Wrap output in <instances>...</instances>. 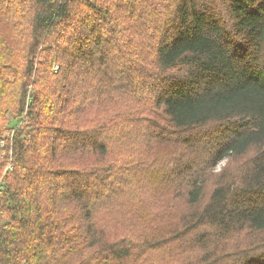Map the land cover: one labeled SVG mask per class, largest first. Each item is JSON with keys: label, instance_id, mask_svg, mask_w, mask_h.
Wrapping results in <instances>:
<instances>
[{"label": "trees", "instance_id": "trees-1", "mask_svg": "<svg viewBox=\"0 0 264 264\" xmlns=\"http://www.w3.org/2000/svg\"><path fill=\"white\" fill-rule=\"evenodd\" d=\"M0 35V264H264V0H0Z\"/></svg>", "mask_w": 264, "mask_h": 264}, {"label": "rangeland", "instance_id": "rangeland-1", "mask_svg": "<svg viewBox=\"0 0 264 264\" xmlns=\"http://www.w3.org/2000/svg\"><path fill=\"white\" fill-rule=\"evenodd\" d=\"M205 1L208 2V0H205ZM60 29L62 30V28H60ZM11 41H12V39H11ZM0 46L4 50H7V48H8L7 39L3 35H0ZM0 52H3V51L0 50ZM3 53H5V52H3ZM10 58L13 61V63H15L17 65H20L23 62H25V60L24 59L22 60L20 58V55L17 54V51H15L14 56L13 57L10 56ZM70 58L72 59L73 62H76V63L78 62V61H76V57H71L70 56ZM56 67H58V69H59V65L58 64H54L53 66H51L52 69H55ZM46 69L48 70V67ZM46 69L44 67L40 68V70H42L40 72V76H36V79L38 81H43V80L46 79V76H47V74H46L47 70ZM9 72H10V84H11V87L10 88L6 87L4 89L5 94H4L3 98H2L3 101L0 104V108H1V111H0V125H2V126H5V123H6L7 119L12 118V116L16 113L15 111H16V109L18 107V104H19V99H17V91L20 88L21 75H20V72H14L10 68H9ZM139 75L143 78V75H141V74H139ZM79 78H80V76H79ZM32 80H33V77H32ZM57 83L59 85L61 84V83H59V81H57ZM59 102H57V103H59ZM120 105L125 106V105H127V102H120L119 106ZM108 111H109V108H107V107L104 108V110L101 108V111L95 112L97 114L94 113L92 116H90V118L94 119L96 121L105 120V116L107 115ZM4 132L5 133H4V136H3V140H4L3 145L5 144V140L7 138H11L12 135L14 134V131L13 130L10 131L9 129H6ZM207 147L208 146H204L202 148H207ZM4 153L7 154L6 151H4ZM254 153H255V150L251 149L250 151H248L247 153L245 152V154H243L241 156L226 157L225 159L220 160L218 162V165L216 167H214L213 169L208 170V172L206 170V172L208 173V178H209L207 191L210 192L213 189L212 183L215 180H217V177H218L219 174H223L224 178L228 177L229 179H232V177L235 175L236 179H234V181L238 182V180L240 179L242 174L245 172V169L250 166L251 159L253 158L252 156L254 155ZM207 156H208V154L206 153L201 158L204 159ZM180 160L183 162L182 159H180ZM11 161L9 162V164H7L5 166L6 169L4 168V170L2 172H0V179L3 178V177L1 178V176L5 173V171L7 169H9V168L12 169V167H10ZM213 174H215L216 177L213 178V179H210V175H213ZM122 180L120 181V184H118L117 182H116V184L119 185V186H121L123 184L125 185V181L124 180L122 181ZM99 199L100 198H97L96 201L103 200V199H100V200ZM183 210H184V204H183L182 201H179L177 208L174 209V210H170L169 213L171 215H169L168 217L165 218V212L162 211L163 215H164V220L169 222L171 218H175V217L179 216V214H181L183 212ZM151 211L155 212L153 210H151ZM116 216H117V210H116V205L114 203H111V205H108V207H102V208L99 209V220H100V223L103 226H105V228H107L111 233L114 232L113 226L116 223L115 222ZM247 239L254 241L256 243V246H257V244H259L260 242H262L264 240V235L263 234L261 235L259 233H253ZM239 244L240 245H245V246L247 245V243H245V244L239 243ZM254 252H255V254H259L260 250H256ZM165 257H166L165 254H160L159 255V260L161 258H165ZM178 262L179 261H177V260L172 261V263H178ZM230 264H235V263H230Z\"/></svg>", "mask_w": 264, "mask_h": 264}, {"label": "built area", "instance_id": "built-area-1", "mask_svg": "<svg viewBox=\"0 0 264 264\" xmlns=\"http://www.w3.org/2000/svg\"><path fill=\"white\" fill-rule=\"evenodd\" d=\"M58 69V67H56L54 70H57Z\"/></svg>", "mask_w": 264, "mask_h": 264}]
</instances>
